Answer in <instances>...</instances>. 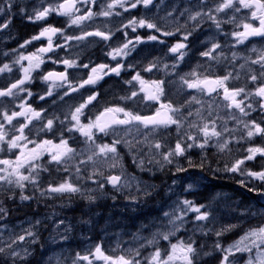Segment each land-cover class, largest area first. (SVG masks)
<instances>
[{
    "label": "snow or ice",
    "instance_id": "snow-or-ice-1",
    "mask_svg": "<svg viewBox=\"0 0 264 264\" xmlns=\"http://www.w3.org/2000/svg\"><path fill=\"white\" fill-rule=\"evenodd\" d=\"M153 3L154 0H106L105 3L99 5V11L94 12L93 8L97 7V0H55L54 3L47 6L33 8L32 14L28 16L31 22L46 21L50 15L54 14L66 18L65 26L56 27L52 24H43L37 34L25 40L20 45L21 48H26L34 41L41 40H45L46 45L37 46L35 51L27 55H18L14 63L20 65V70L23 73L22 78L12 82L10 86L0 88V98H13L14 104L16 98H20L25 94L27 97L21 103L15 104V108H18L19 111L3 108L4 101L0 100V154L4 156L11 154L14 156V158H0V185L8 186L6 190L10 191L12 186L24 190L29 184L34 189H37L39 187L40 172L48 171L47 167L40 163L45 155L49 157L47 163H55L58 166L57 171L68 172L70 170L72 166L69 162L76 158L77 150L69 145L67 139L63 138L62 132L65 129L60 127L62 125H67L66 131L69 133L78 132L85 137V143L90 147H94L95 151L88 156V160H92L93 156L105 157L112 161L111 167H115V162L118 160L117 146L120 140L114 139L110 144L97 143V135H115L116 126H125L126 130H130L129 126H137L136 131L138 132L141 130L140 126L143 129H149L150 131L145 134V139H147L149 134L156 133L160 129H168L175 126L178 139L174 145L165 146L159 141L152 143V147L158 150L156 155L160 157V159H155V163L161 169L176 163L177 157H185L188 167H199L203 170L204 162L201 161L198 165L193 164L192 160L186 157V153L193 147L205 149L212 141H215V146L220 152L231 151L229 145L233 142V138L225 136V133L231 130L226 125L221 130H217L216 119H219L218 116L216 119L209 121L201 115V111L198 109L195 115L200 122L188 121L187 117L192 115L190 111L184 114L180 106L174 105L171 101L165 102L162 100L165 94L164 80H145L140 72H136L131 80L125 81L128 84H132L135 81L139 85L138 90L130 91L128 96L121 97V99H134L137 95L143 93V100L152 101L159 105L154 110V114L141 115L125 107L113 106L105 107L94 118L90 116L92 109L89 106L93 105V102L97 101L100 95L98 91H95L96 86L105 77L113 74L120 76L123 70L130 68L131 65L126 66L122 61L126 60L139 44L150 41L164 44L165 40L162 37L176 36L178 32H181V29H184L181 33L182 39L178 38V41L168 48V51L174 55V63L171 67L176 69L187 55L189 37L193 35L204 21H211L218 30L221 29L224 23H230L235 28L242 29L227 33L235 41L232 47L244 44L253 37L264 38V0H216L214 7H204L207 0H200V4L196 6L195 11H188L187 20L193 22L190 28L187 24H177L174 29L169 30L143 17L129 18L127 23H123L122 26L117 27L115 30H101L97 27L89 31L84 27L85 22L93 21L97 17L121 16L122 12L118 11V9L123 10V12H129L131 9H136L140 6L144 9H149ZM13 6V0H5L4 4H0V15H4L7 9V16H11ZM245 9L248 10L245 17L242 20L237 19L236 14ZM220 13L225 15L220 17ZM169 15L171 16V13ZM181 15H184V13H181ZM253 21L257 23H253ZM11 22V19L6 18L3 23H0V31L9 28ZM73 27L79 28L80 32L66 35L67 29ZM124 29H129L132 33H137V29H147L150 32L146 38L139 34L129 38V33L124 31ZM116 32L122 33L125 38L123 42L115 46L105 44V47L109 49V51L105 52V56L110 57L112 61H115V64L99 63L90 66L91 61L79 63L78 56L76 58H64L57 55L56 58H53L48 55L49 53H58L61 48H68L72 41L84 42L89 37H96L105 42L111 41ZM57 36L61 38L62 42L54 41ZM93 42L95 41H90V43ZM218 49L220 50L219 53H217ZM252 51L257 53L255 58L243 57L245 64L259 66L257 69H248L247 79H250L253 85L251 88L248 87L247 83L242 86L229 87V81L240 79L238 73L233 75L232 72H228L223 76L213 77L193 70L180 77L182 85L188 89H194L197 92L207 93L208 95L217 93L218 96H222L224 101H227L226 108L236 110L239 117L234 113L232 119H236L237 123L242 125L244 129L243 135L235 138L237 143L241 139L252 140L257 136L264 139V126H261V123H257L254 119L251 121L242 119L243 117H248L252 111L257 109L264 112V50L257 51V49L253 48ZM200 55L215 61H219L221 58L228 59L222 45L215 41L211 42L210 47L202 51ZM238 58L236 52L231 53V60L235 61ZM24 61H27L26 67L23 64ZM49 61L52 64H62L64 70L40 72L39 75L34 77L33 73L40 70L41 66ZM245 64H241L240 68L243 69ZM156 67L157 63L150 61L143 71L151 72ZM163 67L167 69L169 65L164 64ZM69 69H87L88 72L83 75L79 71L73 72L70 78ZM11 71L12 68L8 64L0 67V73ZM34 80H39L47 85L44 94H39L40 100L52 97L54 90L65 89L59 95V100H63L65 96H69L72 93H80L82 102L74 108H70L63 119L55 114L44 116L45 109L37 110L28 103V100L33 96V92L26 85L33 83ZM86 88L89 91L82 93L81 89ZM253 97L256 98L254 101ZM191 101L201 103L196 96H192ZM52 103L55 104L56 100H53ZM254 104L256 107H254ZM86 109L88 110L87 112L85 111ZM208 114L211 116V106H209ZM33 120L40 122L39 131L53 132L54 134L55 132H60L59 143H54L51 139L38 140L32 138V129L29 126L33 125ZM186 123L188 129H195V133L188 130L181 133V129L185 128ZM35 127L33 125V128ZM26 129H28L27 133ZM221 137H224V139H221ZM29 145H32V147L29 148ZM13 150L16 151L13 152ZM245 152L246 154L243 157L235 158L230 163H226L224 170L231 173H239L249 178V183L251 180L259 181L261 188L248 187V190L264 196V164L261 165L260 170H252L245 167L247 161H253L257 156L264 158V143L249 146L245 149ZM152 162V160H149V163ZM81 163H85V161L81 160ZM143 163V161H140L141 166H143ZM81 171L82 169L79 166H75L77 178H79ZM175 171L182 173L188 171V168L177 166ZM97 176L102 179H94ZM87 179L93 180V183H96L99 188H103L105 182L116 190L121 188V175L109 174L105 176L103 172H98L94 169L92 175L87 176ZM241 185L244 187L248 186L244 181H241ZM192 187L193 185L189 184L185 190H191ZM80 192L81 187L73 183L71 177H68L55 185L49 184L41 192V196L45 195V193L64 195ZM150 194L149 191H145L146 196ZM70 198L71 196L69 195ZM20 199L27 201L32 199V197L21 194ZM88 199L92 200L93 197L89 196ZM189 212L196 213L195 221H208L211 215L210 210L204 205H196L188 199L178 201V207L173 210V213H165L170 218L169 223L172 228L167 232L154 234L152 239L148 241L149 244L153 245L154 250L146 258L147 264H199L202 256L210 255L209 252H204L201 248H198L194 239L189 238L187 241L178 240L175 243L170 239L183 227L185 217ZM5 213L6 209L0 203V216ZM36 223L38 224L39 221ZM60 223H63V221ZM34 227L35 225H33ZM198 227L203 231L202 226L198 225ZM231 227L233 226L222 228L216 231L215 235L220 237L231 230ZM204 234L206 235L207 232H204ZM36 235L32 228H29L25 230L24 234L10 237L9 241L2 242L0 256L7 257L12 261V264H16L17 260L24 261L29 254V249L27 247L18 248L17 245L22 244L28 238H31L29 243H35ZM160 240L168 241V245L163 247V249L156 247ZM214 248L221 253L220 264H238L237 261L230 258L242 253L250 254L247 264H264V226L248 230L239 240L227 247L217 241ZM254 249L256 250V255L253 256L251 254ZM140 256L138 249H130L126 255L122 254L114 257L107 255L101 245H96L94 249H89L87 254H77V260L83 262V264H94L95 261H103L104 264H142Z\"/></svg>",
    "mask_w": 264,
    "mask_h": 264
},
{
    "label": "flooded vegetation",
    "instance_id": "flooded-vegetation-1",
    "mask_svg": "<svg viewBox=\"0 0 264 264\" xmlns=\"http://www.w3.org/2000/svg\"><path fill=\"white\" fill-rule=\"evenodd\" d=\"M55 0H25V5H19L16 4L14 9L12 11V15L10 16V19L12 23H16L18 26L23 25L26 28L27 37L31 38V36L37 34L41 28V25L43 24H52L56 27H64L65 26V19L64 17H59L56 15H50L46 21H41L37 23H33L28 19V16L32 14L33 8H39L42 6H47L48 4L54 3ZM106 0H97V7L93 8V11H99V5L102 3H105ZM183 6L180 8L182 10L178 16V21L182 25L187 20V14L188 11H195L196 7L191 8L192 0H182ZM162 9V1L161 0H154V3L152 6H150L149 9H144L142 6L137 7L136 9H131L129 12H123V10L118 9V11L122 12V15L112 16L109 18L104 17H97L93 21L85 22L84 27L92 31L95 28H100L101 30H107L112 29L115 30L117 27L122 26L123 23H127L129 18H139L143 17L146 18L152 22H155L157 16L160 14ZM181 13H184V15H181ZM107 26V27H105ZM124 31H127L129 33V38L135 37L137 34L144 36L146 38L147 34H149L150 30L147 29H137V33H132L129 29H124ZM80 32L79 28L73 27L68 28L67 34H78ZM26 34V33H25ZM125 38L122 36L121 32H116L113 36L111 41L105 42L100 40L96 37H89L88 40L84 42H77L72 41L68 48H61L58 50V53H49L53 58H56L57 55L64 57V58H76L79 57V63H88L91 61L92 63L90 66H94L95 64L99 63H112L115 64V61H112L110 57L105 56V52L109 51L107 47H105V44H111L115 46L116 44L122 43ZM54 41H60L62 42L61 38L59 36L54 38ZM90 41H95L93 43H90ZM157 42L150 41L147 43L139 44L136 47V50L132 52V54L122 62L128 66L131 65L130 68H127V70H123L121 72L120 76H115L114 74L111 76H107L104 79L111 80L110 83L114 82V80H120L122 81L124 78V75L128 70H131L132 73L139 72L140 68V62H136V59H141V55L145 49V47L150 45H156ZM46 45L45 40L41 41H34L33 43V50L35 51L37 46ZM144 47L141 50H138V47ZM147 52H150V49L147 50ZM17 55L22 54V51L20 49H17L16 52ZM91 56V57H90ZM50 62V61H49ZM47 62V63H49ZM45 63V64H47ZM44 64V65H45ZM42 65V66H44ZM56 70L61 71L64 70V66L62 64H55ZM156 69V68H155ZM70 78L73 72L79 71L81 75L88 72L87 69H69ZM122 83V82H120ZM48 108V106H45Z\"/></svg>",
    "mask_w": 264,
    "mask_h": 264
},
{
    "label": "trees",
    "instance_id": "trees-1",
    "mask_svg": "<svg viewBox=\"0 0 264 264\" xmlns=\"http://www.w3.org/2000/svg\"><path fill=\"white\" fill-rule=\"evenodd\" d=\"M17 32L19 37L21 38L27 36L26 28L17 27ZM243 46L245 47V45ZM223 75H224V70H222L221 73L218 74L217 76H223ZM175 142L176 141L171 142L169 143V145H174ZM186 157L190 158L193 161H198L200 159V154L198 151L196 152L188 151L186 153ZM177 159L181 161H187L185 157H177L176 160ZM208 163L209 164H207L206 161L204 162L203 170H201L199 167H195L193 169L201 172L200 174L204 175V177L206 176L209 182L204 183L203 190H196L193 192H189L187 194H184L183 197L184 199L193 201L196 205H204L207 208H211V214L214 215L213 216L214 220L216 221V223L220 224L222 228L233 226L231 227V230L225 232V234L222 236L223 246L225 245L228 246L229 244L237 241L239 239L238 237L241 236V234L244 231L242 228H239L240 223H239V217L237 215L238 210L240 208H244V205L247 204V202L250 203L252 199L249 198L250 200L248 201L246 200H242V202L239 201L245 198L246 193L249 192L248 187H244L241 185V182L239 180L240 176L224 170L225 165L222 163V160L220 158L212 159ZM176 164H178L177 161L173 165H170L172 167H168L169 165H167L163 169L160 168L161 170L159 172H155L153 175H149V174H144V175H149V177L152 179L154 177L159 178L160 181L165 180L171 177V174H169L168 170L170 169L171 172L175 171ZM127 165L130 168L134 169L132 163L128 162ZM260 166H261V159H258L254 164L250 166V169L256 170ZM134 170L137 171L138 173L140 172L136 169ZM47 172L48 173L46 179L47 181H49L50 179H52V175L50 170H48ZM257 185L259 186V184ZM218 193H221V195L219 196ZM149 212L153 215V219L157 218L158 215L160 214V212L153 213L154 212L153 210ZM188 214H191V220H192V222L190 221L191 224L197 222L194 220L196 213L189 212ZM133 220L134 221L132 222L130 221L129 223H126L125 226L121 225L120 227L124 229V230L122 229L121 232L123 233L130 232L132 235L138 236L140 234H143L144 232L147 233V232H152L154 230V228L148 226V222L145 221L144 219V214L139 215L138 219L135 218ZM263 225H264V217L262 219L260 218V220L253 223L252 228H257ZM202 236H204V234H202ZM212 241L213 239H210V244H212ZM120 249L128 253V250H130L131 248L127 243V245H125V248L120 247ZM202 257L204 260V256ZM211 264H219V263L215 262Z\"/></svg>",
    "mask_w": 264,
    "mask_h": 264
},
{
    "label": "rangeland",
    "instance_id": "rangeland-1",
    "mask_svg": "<svg viewBox=\"0 0 264 264\" xmlns=\"http://www.w3.org/2000/svg\"><path fill=\"white\" fill-rule=\"evenodd\" d=\"M21 2L23 3V7H24L25 0H21ZM192 23L193 22H191V24ZM209 27H214V25L212 24V22H210ZM6 30L7 29H3L1 32H4ZM10 43H11V41H3V42H0V45L7 46V45H10ZM142 48L143 47H141V49ZM28 52H29V50H28ZM25 55H27V54H25ZM166 60H167V57H164V62L165 63H166ZM23 64L26 67L27 66V61H24ZM166 64L169 65L168 63H166ZM11 66H13V68H12L13 74L10 75L9 77H7L5 80H10L13 76H19L20 73H21V76L23 75L22 71L20 70V65H18V64L16 65V64H14L12 62ZM53 70H55V69H53ZM55 71H57V70H55ZM35 73L36 72L33 73V76L35 75ZM133 75H134V73L131 74V70H128V72L125 73L124 78H123L122 81L117 80L118 82H122V88L121 89L118 87L117 84H115V83H112L111 84V87L109 88V94H108V96H109V104L110 105H111V103H113L114 105H117L119 103L121 105V107H125L126 109H128L130 107V105L135 104V103H137L139 101V98H140L139 95H141V94L137 95L134 99H121V97L128 96L130 94V91H132V90H138V84L135 81H133L132 84L125 83V81L131 80V78H132ZM149 75H150V76H148L149 77V81L156 80V79H154V78L151 77V74H149ZM170 78L175 79L174 77H171V76H170ZM170 78L164 77L162 79V80H164L167 83L168 87L170 86V84L172 82V80ZM176 78H179V80H180V77H176ZM106 84H107V81L104 82V85L105 86H106ZM82 92H84V89H82ZM177 96L179 97V96H181V94L175 95L173 98H175ZM5 98H10V97H5ZM73 98H76L78 100V102H79V99L76 96H74V97L72 95L66 96L65 100L69 103V106H70V102L73 100ZM110 100H112V102H110ZM191 102H194V101H191ZM74 105L75 104H71L70 107H73ZM95 113L96 112L90 113V116L94 118V114ZM168 137L169 136L167 134H162L160 136V138H162V139H164L166 141L168 140ZM81 139H82V137L80 136L79 133H77V138L74 140V143L75 142H79ZM123 140L126 142V139L125 138ZM139 141H140V139H137V141H135V142L132 141L129 144L127 143V145L129 146V148H133L136 145L139 149L151 147L152 150H148L146 152V154L144 156L140 157V158H137L136 157V162L138 163V166L139 165L141 166L140 161H143L144 162L149 157H152V159H154V160L155 159H160V157L158 155H156V153H157L158 150H156L154 147H152V143L154 141H156V140H153L151 138H148V143H146V144H138ZM127 142H129V139L127 140ZM176 161H179V159H177ZM222 163L224 164V162H222ZM111 164L112 163H110L109 165H107V168L111 169V171H112V168H116V169H119L120 168L121 169L123 167V165H122L121 162H115V167H111L110 166ZM207 164H209V163H207ZM178 166L186 167L185 165H182V164H178ZM191 168L193 169L195 167H191ZM190 172H193V171H190ZM217 180H219V179H217ZM198 181H199V183H202V177L199 176V175L187 179L183 183V185H189V184H192L193 185L195 182H198ZM207 182H209V180ZM137 184L140 185L139 183H137ZM137 184L135 183V184H130V185L127 184L126 185L127 191L126 192L123 191V193L125 195L124 196V200H125V198L127 196L129 197V199H133L134 198V200H133L134 202H137L138 201L140 203H143L146 200V198H142L141 196H137L136 192L138 193V190H136V192H135V188L138 186ZM172 189H173L174 192L177 191V189L175 188L174 185L172 186ZM141 194H145V192L144 191H141ZM218 195L220 196L221 193H218ZM261 199L264 200V196H261ZM242 200H246V199L243 198V199H241L239 201L242 202ZM247 204H250V203H247ZM247 204H245V205H247ZM152 207L153 206H151V208ZM253 208H255V206H249V207H247L245 209H253ZM207 209L210 210V212H211V208H207ZM111 210H112V207H109V208H107V213H99L98 216H97L100 219V221L104 222V224H105L106 227H112L115 224L114 223V224H112L110 226H107L106 225L107 218L111 215ZM149 211H152V210H147L144 213V215L147 212H149ZM74 212L77 215V217H80L81 216V213L77 210V208L74 209ZM117 212L118 213L123 212L122 211V206L119 207V209H118ZM248 212H249L248 210L247 211H243L242 212V216L245 217ZM257 215H258V212L255 213L254 217H257ZM144 219H145V221L150 222L151 225H154L155 224V220L152 219L151 217H145ZM130 221L131 222L134 221L132 217L130 218ZM209 221L212 222V220H209ZM205 222L206 221H197L196 229L201 230V228L198 227V225L203 227V225H204ZM80 225L82 227L84 226L82 223H79L78 226H80ZM211 229L214 230L215 229V225H212ZM218 230H220V229H218ZM23 231L25 232V229H23ZM24 232H20V233L15 232L14 231V228H13V226L11 224H8V222L5 223L4 226H0V246H2V242L9 241L10 237H14L15 235L24 234ZM144 233L143 234H140L138 236H134V235H132L129 232V233H127L128 235H127V237H126L125 240H126L127 243H136V244L139 245V241L137 240L136 237H140V236L144 235ZM121 235H122V233H121ZM41 236L45 237V235L43 233H41ZM26 241H27V239L24 242H26ZM126 242H123V238L120 235H118V237H115L114 240H113V243H112V247L113 248L111 250V253H109L108 255H112L114 257L117 256V255H122V254L126 255L127 254L126 251H122L120 249V247L125 248V245H127ZM220 243L223 245V242H220ZM40 244H41V246L37 248V256L39 258H41V262H44V264H76L75 262H73L71 260L63 259L61 257V255L58 252H55V251L49 253L48 256H46L45 258H43L44 255H45V245L43 244V242L40 243ZM148 244L149 243L147 242V243H144V244L140 245L139 246V249L141 250L143 248H146ZM156 247H161L163 249V247H165V246H158V245H156ZM57 249H59V248L57 247ZM153 250H154V247H152V250L147 253V257H149L151 255V253L153 252ZM215 251L217 252V254L221 255V253L218 250H215ZM32 253H34V251H32ZM30 255H31V252H29L27 258ZM249 255L250 254H248V253L237 254L236 255L237 258L234 261H237L238 264H247V259H248V256ZM251 255H253V256L256 255V250L255 249L253 250V253ZM206 257H204V259H207ZM1 259H2V256H0V264H12L11 262H5V261L2 262ZM95 262L98 263L100 261H95ZM95 262H94V264H95Z\"/></svg>",
    "mask_w": 264,
    "mask_h": 264
},
{
    "label": "bare ground",
    "instance_id": "bare-ground-1",
    "mask_svg": "<svg viewBox=\"0 0 264 264\" xmlns=\"http://www.w3.org/2000/svg\"><path fill=\"white\" fill-rule=\"evenodd\" d=\"M185 102L188 104L190 103L189 99L188 98H185ZM189 112V110H187ZM219 160V159H218ZM158 215V214H157ZM131 216V215H130ZM155 217V216H154ZM115 225V224H114ZM81 226V225H80ZM82 227V226H81ZM142 227V226H141ZM146 228V227H145Z\"/></svg>",
    "mask_w": 264,
    "mask_h": 264
}]
</instances>
